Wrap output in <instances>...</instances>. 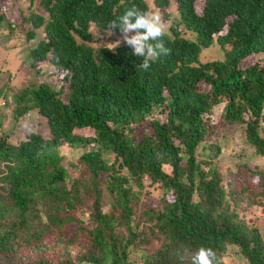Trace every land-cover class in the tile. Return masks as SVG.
<instances>
[{
    "label": "trees",
    "instance_id": "obj_1",
    "mask_svg": "<svg viewBox=\"0 0 264 264\" xmlns=\"http://www.w3.org/2000/svg\"><path fill=\"white\" fill-rule=\"evenodd\" d=\"M10 1L0 34L28 78L0 70V264H191L202 245L264 264V0ZM133 5L175 17L147 71L107 33ZM211 44L222 58L199 61ZM83 128L110 163L60 159Z\"/></svg>",
    "mask_w": 264,
    "mask_h": 264
},
{
    "label": "rangeland",
    "instance_id": "obj_2",
    "mask_svg": "<svg viewBox=\"0 0 264 264\" xmlns=\"http://www.w3.org/2000/svg\"><path fill=\"white\" fill-rule=\"evenodd\" d=\"M2 3V6L8 9V11L15 9L13 6L8 5L11 3L10 0H0ZM20 4H22V0H20ZM172 13V12H171ZM170 12L167 13L166 19L160 15V13H157L160 15L162 21L165 22L166 26L168 22H171L175 20V17L172 16ZM174 14V13H173ZM6 34V33H4ZM118 40H121V35L118 37ZM18 40L15 39H8L6 35L0 34V48L6 49L7 53L4 58V66L0 68V70L7 69L11 76L8 79L7 83L12 84L15 87H21L22 85H26L24 82L27 80L28 76L24 71H20L18 68V61L21 59L22 55L24 54L22 50L20 49L21 44L18 45ZM124 44L121 42L120 46ZM119 46V47H120ZM222 58L221 50L220 48L215 45L211 44L208 48L202 49L201 52L198 55L199 61H208V60H220ZM46 65V62H38L35 67L40 68ZM6 79H3L2 83H5ZM32 80L30 79L28 83H30ZM2 103L0 99V104ZM25 120L27 123V126L32 127L33 123L35 122V118L30 116H25ZM224 138H219L221 140V145L224 144L228 151L233 150H239L240 147H243L242 141L238 140L237 138H229V132L226 128L222 129ZM77 134L80 136V140H72L68 143L63 144L60 147V159L63 161H69L74 158H76L81 152L88 151L90 149H98L99 153L103 156V158L110 163L112 160V155L110 150L108 149V146L105 147H98L95 146L92 142L88 141V137L90 136V131L88 128H83L77 131ZM226 136V137H225ZM210 140L216 141V139L213 136H210ZM205 151V150H204ZM220 158H223V160H228L225 158V154L223 151L220 152L218 155ZM111 187H107L109 190ZM143 198L148 201L150 197V191L149 186L144 185L143 189ZM257 208L253 209V212L248 214L247 218H253V217H259L261 214L259 211H257ZM227 260V259H226ZM229 260V259H228ZM226 264V263H225ZM232 264V263H230Z\"/></svg>",
    "mask_w": 264,
    "mask_h": 264
},
{
    "label": "clouds",
    "instance_id": "obj_3",
    "mask_svg": "<svg viewBox=\"0 0 264 264\" xmlns=\"http://www.w3.org/2000/svg\"><path fill=\"white\" fill-rule=\"evenodd\" d=\"M107 27V33L111 35L113 29L119 28L121 40L114 43L116 48L121 42L125 43L132 49V55L142 58L140 68L145 71L161 56L170 54V49L161 39L165 35L166 24L155 12L143 11L133 5L117 20L109 22ZM186 254L190 255L191 264H222V259L211 247L202 245Z\"/></svg>",
    "mask_w": 264,
    "mask_h": 264
}]
</instances>
